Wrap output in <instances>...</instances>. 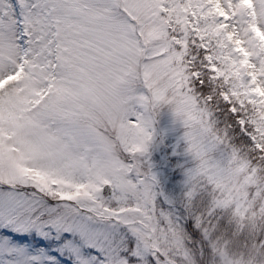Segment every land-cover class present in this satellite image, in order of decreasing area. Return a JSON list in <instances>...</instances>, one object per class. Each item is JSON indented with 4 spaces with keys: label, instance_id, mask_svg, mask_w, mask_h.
<instances>
[{
    "label": "snow or ice",
    "instance_id": "snow-or-ice-1",
    "mask_svg": "<svg viewBox=\"0 0 264 264\" xmlns=\"http://www.w3.org/2000/svg\"><path fill=\"white\" fill-rule=\"evenodd\" d=\"M0 264H264V0H0Z\"/></svg>",
    "mask_w": 264,
    "mask_h": 264
}]
</instances>
